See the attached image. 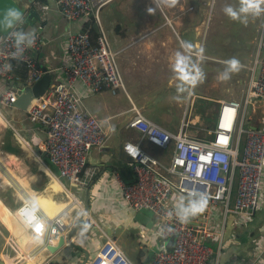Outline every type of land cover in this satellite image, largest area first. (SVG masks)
<instances>
[{
  "label": "built area",
  "instance_id": "1",
  "mask_svg": "<svg viewBox=\"0 0 264 264\" xmlns=\"http://www.w3.org/2000/svg\"><path fill=\"white\" fill-rule=\"evenodd\" d=\"M55 2L66 20L95 18L99 22L100 12L111 0ZM33 9L45 11L48 7L36 2ZM24 19L0 40V79L20 81L16 73L22 70L28 75L26 84L32 86L48 72L39 68L36 59L45 40L36 31L32 35L35 43L31 47L27 44L17 47L14 33L22 31L23 26L28 24L29 20ZM67 50L72 65L63 68V81H54L47 93L32 103L27 113L31 123L42 128L46 135L45 151L59 179L73 187L84 185L87 178L93 177L94 172L88 166L91 152L102 148L109 139L101 121L85 109L77 84H82L91 94L111 92L116 95L125 91V83L117 54L111 49L104 33L96 41L88 33L69 34ZM256 51L244 101H217L216 126L210 139L190 135L193 127L192 94L176 132L153 123L140 108L133 105L128 126L139 133V137L125 140L122 148L125 157L132 163L135 180L126 182L119 178L118 184L122 199L132 210L148 211L159 219V249L150 264H209L214 253L207 244L214 236L210 229L211 208L221 204L225 213L233 212L241 216H254L259 208L264 177V132L248 126L246 113L249 107L254 110L255 102H264V21ZM8 64L12 66L11 71L6 70ZM16 102L17 91L14 88L0 93V111L2 108L14 109ZM4 119L9 125L10 121ZM11 128L17 138L31 148L22 133ZM144 141L163 152L172 149L169 161L145 150ZM5 171L0 165V200L12 208L19 199L12 182L8 180L7 169ZM193 189L205 194L207 207L189 222L183 223L176 218V209L181 201L187 203ZM66 190L71 202L61 213L50 220L39 214L45 221L42 234L34 233L22 222L19 209L24 201L15 207L16 217L33 238L58 242V238L65 236L75 225L73 209L79 207L84 210V207L68 188ZM171 238L175 242L173 250L169 251L167 243ZM260 259L264 261V251ZM40 264L63 263L47 259ZM90 264L131 262L116 242L108 239ZM216 264H220L219 261L216 260Z\"/></svg>",
  "mask_w": 264,
  "mask_h": 264
},
{
  "label": "crops",
  "instance_id": "2",
  "mask_svg": "<svg viewBox=\"0 0 264 264\" xmlns=\"http://www.w3.org/2000/svg\"><path fill=\"white\" fill-rule=\"evenodd\" d=\"M135 1L111 0L101 13L109 6L110 9L97 22L101 33L106 35L111 49L117 54L118 65L126 85L125 91H120L116 95L111 92L91 94L82 84H77V91L85 109L101 121L109 135L107 143L102 148L91 152L88 166L94 175L86 179V184L72 187L59 179L57 170L50 161L47 162L49 158L45 151L46 135L43 129L32 124L33 134L29 139L25 135V126L19 119L20 111L8 109L14 110V118L17 116L15 123L31 146L30 148L22 143L28 154H21H26L30 165L38 164L37 161L44 164L40 171L44 178L43 186H40L41 181L39 183L36 181L38 185L31 183L26 185L9 171L0 158V165L4 171L7 169L8 180L12 182L14 192L19 199L15 207L22 204L25 197H36L40 204L39 214L50 220L61 213L66 206L57 201L60 196H40V191L54 189L55 192L61 193L60 191L65 188L67 194L66 188H68L82 203L85 212L79 207L73 209L75 225L65 234L67 237L65 245L52 253L48 250V245L56 247L58 242L47 241V238L41 241L34 239L16 217L15 207L8 208L0 200V264H40L47 259L63 264H90L108 239L116 242L131 264H150L158 251L159 219L151 212L142 211L150 217V220L146 223L138 222L136 217L140 212L132 210L125 203L118 184L119 178H122L120 174L122 168H127L132 174L126 173L127 182L135 180L132 163L125 157L122 148L125 140L139 137V133L128 126L133 105L137 106L128 89L137 97L139 103L148 104L155 103L156 97L151 99L150 93L155 95L156 87L178 92V88L175 87L178 79L172 70L173 54L181 50L180 41L183 36L194 46L189 50L192 57L203 55L201 51L205 50L206 45L198 39L207 35L208 8L213 3L210 4L209 0H177L173 7L160 8L161 14L156 12L154 15H149L147 12L142 11L141 14V10L134 9ZM40 3L46 5L48 9L45 11L36 9L38 13L36 23L24 25L22 31L29 37L36 31L40 32L45 44L36 54L38 66L42 70L55 72V82L63 81V68L72 65L67 50V37L69 34L82 32L89 19L66 20L61 15L55 0H45ZM235 4L239 6V0H221V9L218 13L220 24L229 22L222 11L223 6ZM32 6L31 10L34 8V5ZM28 19L29 22L35 20L32 17L24 20ZM263 21L264 14L257 18L249 17L248 23L257 30V41ZM192 32L194 42L191 39ZM222 46L228 47L225 43ZM250 78L249 76L248 82ZM26 81L20 79L17 82L26 83ZM11 82L0 79V93L11 89L12 85L9 86ZM205 100L210 101L206 98ZM146 108L147 106L142 109L143 113ZM263 108V101L255 102L254 110L248 108L246 121L248 126L264 132ZM5 109H1L0 118H3ZM215 117V120H212V116L204 118V122L202 121L198 128L194 126L191 128L190 135L200 139L212 138L211 132L217 120V116ZM206 119L210 122L209 127L205 124ZM163 128L178 131L173 127L163 126ZM143 147L153 156L166 161H169L172 153V149L163 152L147 141L143 142ZM48 183L51 184L50 187L46 186ZM210 213V229L214 236L207 244L214 253L209 264H216V260L221 263L222 255L232 247L237 248L238 254L232 257L230 263L264 264L260 259L264 251V177L259 208L254 216L225 213L221 204L212 207ZM71 234L73 235L70 238Z\"/></svg>",
  "mask_w": 264,
  "mask_h": 264
},
{
  "label": "rangeland",
  "instance_id": "3",
  "mask_svg": "<svg viewBox=\"0 0 264 264\" xmlns=\"http://www.w3.org/2000/svg\"><path fill=\"white\" fill-rule=\"evenodd\" d=\"M209 1L210 4H213L208 8L209 21L207 24V35L205 34L203 38L198 39L199 42L206 45V48L201 51L203 55L192 57L194 63L203 70L206 79L194 89L189 88L183 93L156 87L157 93H155V95L152 94V92L150 93L151 99L154 96L156 97L155 103L150 102L149 104L139 103L137 97L128 89L131 97L141 110L147 106L144 111V116L161 127H173L175 130L179 129L190 94L193 95L191 113L193 116L192 125L195 128H198L202 121L204 122V118L212 116V120H215L218 110V103H216V101L225 99L243 102L246 97L247 82L249 76H252L251 68L257 54L255 44L257 43V30L252 24L248 23L245 26L244 24L231 20H229L228 23L224 22L220 24L218 13L221 9V0ZM148 6L155 7L156 5L152 3V0H136L133 5L134 9L141 10V14L142 11L146 12V7ZM234 7H238L237 4H235ZM109 9L110 6L107 7L104 12H100V17L103 18ZM156 12L161 14L160 9ZM181 38L183 41H187L183 36H181ZM191 39L194 42L193 32L191 33ZM223 43L228 47L225 48L222 46ZM231 57L238 58L244 65V68L239 73L232 74L229 81L222 83L217 77L225 71L226 65L224 61ZM179 84L180 81L178 80L175 87ZM205 98L210 99V101L205 100ZM262 110H264V108ZM13 112L14 110L12 109L3 110L4 116L10 121L9 125L18 131L19 129L15 123L17 116L14 118ZM209 123V120L206 119L205 124L208 127ZM9 125L3 118H0V158L2 162L22 183L26 185H30V183L31 185H38L41 181L40 186H43L44 178L40 171L44 167V164H40L30 150L29 152H31L32 157L38 163L36 165L35 163L32 165L28 164V157L26 154L17 152L9 153L2 150L4 144H9L8 140H3L7 137L8 129L12 130ZM262 128H264V126ZM47 162L49 163V160ZM49 185L51 186L50 183L46 186L50 187ZM60 192L61 193L55 192L54 189H50L46 192L44 190L43 192L40 191V196L58 195L60 197L57 198V201L66 206V204L70 203V197L67 196L68 194H66L65 188Z\"/></svg>",
  "mask_w": 264,
  "mask_h": 264
},
{
  "label": "clouds",
  "instance_id": "4",
  "mask_svg": "<svg viewBox=\"0 0 264 264\" xmlns=\"http://www.w3.org/2000/svg\"><path fill=\"white\" fill-rule=\"evenodd\" d=\"M152 3L156 6L146 7V12L149 15H154L162 7L175 6L177 0H152ZM222 11L229 20L239 22L246 26L249 22V17L257 18L264 14V0H239L238 7L225 5ZM23 15L20 9L10 8L6 11L4 21L0 22V26L4 29L13 28L16 23L23 21ZM14 35L16 36L17 47L25 44L31 47L35 43L34 36L29 37L23 31L16 32ZM193 47L191 42L181 40V50L176 51L172 57V70L176 73V78L180 81L177 88L181 93L187 91L189 88L194 89L206 79L203 70L192 60L189 50ZM224 64L226 65L225 71L217 77L222 83L229 81L232 74L239 73L244 68V65L236 57L225 60ZM5 67L7 71H11L12 66L10 64ZM189 197L187 203L181 201L176 209V218L183 223L189 222L191 218L202 213L208 203L205 194L197 192L195 189L189 193ZM39 212L40 204L38 198L25 197L23 206L19 209L22 222L26 227L31 228L34 233L42 234L45 229V221L39 215ZM170 231L172 230L170 229ZM34 239H38V237H34Z\"/></svg>",
  "mask_w": 264,
  "mask_h": 264
},
{
  "label": "water",
  "instance_id": "5",
  "mask_svg": "<svg viewBox=\"0 0 264 264\" xmlns=\"http://www.w3.org/2000/svg\"><path fill=\"white\" fill-rule=\"evenodd\" d=\"M36 2L37 0H15V2L14 0H0V22L4 21L5 13L8 9L18 8L24 14L23 19L27 17L35 18L34 21L31 22L28 21V24L34 25L37 21L38 13L34 9L31 10V6L34 5V3ZM20 23L21 22L16 23V25L13 28H9V29H4L2 26H0V40L2 39V37L7 36L11 31H13ZM55 76H56L55 72L52 73L47 72L39 82L35 83L32 86L22 82H14V81L11 82V85L17 91V102L14 105V109L20 111L19 119L25 126V135L29 139L32 138L33 131H32V123L28 118L27 112L34 101L43 97L47 93L49 88L54 84ZM136 220L140 223H146L147 221L150 220V217L140 212L137 215ZM73 234H71L70 238L72 237ZM66 239H67L66 236H60L58 238V243L56 247L48 245V250L51 251L52 253H55L62 246L65 245ZM174 242H175L174 238H171L168 241L167 249L169 251L173 250ZM236 249L232 247L225 254H223L220 264L230 263L232 257L238 254Z\"/></svg>",
  "mask_w": 264,
  "mask_h": 264
},
{
  "label": "trees",
  "instance_id": "6",
  "mask_svg": "<svg viewBox=\"0 0 264 264\" xmlns=\"http://www.w3.org/2000/svg\"><path fill=\"white\" fill-rule=\"evenodd\" d=\"M38 1L45 2V0H38ZM82 32L90 34L91 38L94 41H96L99 38V36L101 35V31L99 29L98 23L95 20V18L89 19V21L86 23V26ZM16 74L21 78L22 81L27 80L28 75H27V73L23 72L22 70H19ZM9 86H11L10 83H9ZM11 88H12V86H11ZM4 140H8L9 144L3 145L2 150L9 152V153H13V152L27 153L28 152L27 150L24 149L22 142L14 135V132L11 129H8L7 137H5ZM16 149L18 151H16ZM126 173H128L129 175H132L131 173L128 172L127 168H122L120 170V174H121L122 178L127 182Z\"/></svg>",
  "mask_w": 264,
  "mask_h": 264
},
{
  "label": "bare ground",
  "instance_id": "7",
  "mask_svg": "<svg viewBox=\"0 0 264 264\" xmlns=\"http://www.w3.org/2000/svg\"><path fill=\"white\" fill-rule=\"evenodd\" d=\"M3 118H4V116H3ZM9 158V157H8Z\"/></svg>",
  "mask_w": 264,
  "mask_h": 264
}]
</instances>
